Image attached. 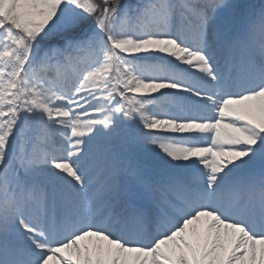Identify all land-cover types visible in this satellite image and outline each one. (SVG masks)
<instances>
[{"label": "snow or ice", "instance_id": "obj_1", "mask_svg": "<svg viewBox=\"0 0 264 264\" xmlns=\"http://www.w3.org/2000/svg\"><path fill=\"white\" fill-rule=\"evenodd\" d=\"M0 264H264V0H0Z\"/></svg>", "mask_w": 264, "mask_h": 264}, {"label": "trees", "instance_id": "obj_2", "mask_svg": "<svg viewBox=\"0 0 264 264\" xmlns=\"http://www.w3.org/2000/svg\"><path fill=\"white\" fill-rule=\"evenodd\" d=\"M126 2L135 3V0H126ZM249 2L259 4L261 2V0H249Z\"/></svg>", "mask_w": 264, "mask_h": 264}]
</instances>
